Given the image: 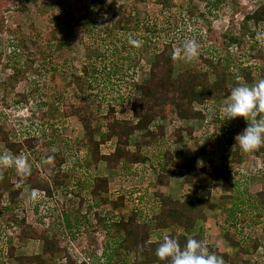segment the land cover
Listing matches in <instances>:
<instances>
[{
    "label": "rangeland",
    "instance_id": "rangeland-1",
    "mask_svg": "<svg viewBox=\"0 0 264 264\" xmlns=\"http://www.w3.org/2000/svg\"><path fill=\"white\" fill-rule=\"evenodd\" d=\"M62 1L0 0V59L2 64H12L19 59L22 63L27 62L30 67V73L14 92L18 94L29 92L28 104L18 103L14 97H10L7 106L2 102L0 108L3 113L0 117L3 122L2 127L13 134V139L15 137L13 124L16 121L18 126L21 124V129H24V123L30 125L29 123L34 121L31 126L38 125L36 127L39 132L38 137L45 142V146L40 148L36 154L24 151L19 156L28 161L31 169L36 168L44 177L50 178L53 165H55L53 155L60 154L66 157L63 168L70 175L66 188H56L52 197H45V199L38 192L30 190L28 186L21 188L19 184H16L18 176L14 167H0V186L6 192L5 199L0 205V264H17L15 260L7 259L10 238L15 235L16 231L19 232L17 224L10 221L13 215L16 219L25 217L27 224L48 228L47 235L49 237L57 231L61 237V247L67 248L78 261L87 262V264H92L91 260L95 264H108V262L111 264H135L137 261L134 250L122 248L117 235L114 237L108 235L106 228L96 222L94 213H98L105 219V224L120 217L128 219L133 213L138 212L140 215L138 221L151 234H154L160 225V227H165L163 231L160 230L162 236L189 235L188 237L192 238L199 237L198 230L187 232V229H192V224L196 222L197 217L206 211L208 222L217 226L221 222L227 227L231 225L232 229L228 227L230 232L228 234L241 239L243 245L251 251L255 237L260 235V231L242 230L238 232L234 225L240 224L243 228L244 224L249 221L254 224L264 222V219H261L264 217V206L260 199L256 198L259 192L264 190V178L259 180L256 177L251 189L248 187L249 183L244 185L245 181H242L239 185V191L242 194L237 196L236 206L230 202V199L235 197L237 192H233L226 199L220 196L221 186L219 188L213 186L210 196L200 198L191 189L185 187L182 175L176 172L171 185L175 191L176 189L178 191L176 194H170V192L166 194H170L173 200H179L185 206L161 220L155 219L160 212L156 195L159 191H163V188L156 185V178L163 171V165L166 162L169 163L163 158V153L168 148L171 149L169 151H175L177 146L174 144L181 145L185 141L187 154L198 153L205 156L207 159L203 163L206 165L208 157L215 154L216 145H223V149L227 150L222 152L225 156L221 160L226 162L230 159V155L226 156L230 150V144L235 143V137L244 130L247 121L244 118L231 121H226L223 117L216 118L218 110L223 106L224 100L221 99L225 96L218 101L214 100L211 106L207 104L208 107L204 108L207 118L200 121L202 124L198 133L194 134L186 130L187 133H182L183 138L174 142L176 128L181 126L183 129L184 125L191 126H188L189 123L180 125L181 121L176 122L171 114V109L167 107L164 111L165 119L163 121L159 119L158 122L166 125L169 134H171L170 137L162 142L163 145L154 144L151 147H143L141 154L145 158L144 163L121 171L119 169L120 174L119 171L112 174L114 175V177L111 176L112 190L108 195L110 202L106 204L94 196L91 197L87 192L93 176L105 173L106 169L102 166L95 172L92 164H89V162L92 163L90 144L82 143L86 139L83 127L75 118L65 119L63 107L71 97L75 104L81 100L86 112L93 111L104 114L108 105L112 104L117 107L119 117L130 118V96L132 93L133 95L140 94L138 91H132L133 86L148 81L149 67L155 60V51L151 46L150 49L147 48L138 54L133 48H136V45L131 44L132 50L129 49L124 54L123 52L115 53L114 45L120 47V38L123 33L132 32L135 40H139L138 43H140L144 37L155 40L158 32H162L161 29H166L172 35L171 37L177 38L174 42L175 50L180 48L184 40L195 39L201 33V38L195 39L199 45L202 43L204 45L200 47L202 49L200 51L207 53L205 49L211 47L223 50L222 35L227 29L236 31L244 13L253 12L264 0H222L218 6H210V10L202 6L201 12L205 15V19L194 17L192 20L194 23L195 20L203 22L205 27L210 23L211 29L199 33L197 31L200 29L199 26H196L197 29L188 23L190 20L185 14L186 10L181 11L182 9L176 5L166 7L172 2L179 3L182 0H169L166 6L161 4L160 0L139 4L137 12L127 25L128 32L119 31L115 27L114 10L130 0H107L102 7L100 0H66L65 8L62 7ZM189 2L191 5H198L200 1L189 0ZM224 5H230L232 9L229 7V11L224 12ZM219 6H221L220 9L217 8ZM66 11H70L72 15L76 16L74 18L76 26L86 37L84 42L75 45L69 42L73 36V28L66 26L64 22ZM165 18L170 19L171 23L164 21ZM250 25L252 29L256 28L254 24ZM145 29L149 32H145ZM259 31L264 32V25L259 27ZM60 39L61 42L65 40L66 45H72V49L57 45V41ZM251 45L254 44H245L243 52L239 55L234 47L231 53L228 51L232 56L233 63L241 61V63L249 65L252 55L258 53L250 51ZM255 45L260 51H264V40H257ZM199 53L191 61L178 56L175 60L173 76H177L178 72L184 68L194 69L197 67ZM88 65H92V68L90 67L91 74L85 75L83 66ZM204 69L206 68L204 67ZM5 73L0 67V83L5 79ZM76 77L79 78L78 81L75 80ZM213 79L214 77H211V80ZM53 80H57V82ZM258 80L260 79L257 77L253 83L247 85L251 86ZM0 101H3L2 91L0 92ZM24 108H28L33 121L30 116L27 119L21 116ZM6 115L11 116L8 119ZM94 127V139L99 140L102 132L105 131V123L95 124ZM139 140L140 133L131 136L129 149L136 152ZM113 147L114 143H108L102 146V151L109 153ZM0 153L12 155L2 144H0ZM254 153H242L245 156L243 163L248 173L257 176L260 175L258 172L264 170V150L260 149L259 153ZM254 157L260 158L254 160ZM226 158L227 160H225ZM228 163L230 165L233 162L228 160ZM166 167L169 171L170 168ZM227 167L232 168L231 166ZM241 175L245 176V174ZM117 184L119 185L116 186ZM77 191L87 199L80 211H78L80 200L75 197ZM33 193H35V198H33ZM120 193L124 195L126 202L124 207L113 211L110 206L111 201H114ZM213 193L215 194L214 198L211 196ZM188 201H191L190 204L187 203ZM253 201H255L256 207H253ZM88 204L92 206V209L87 207ZM186 204L188 205L186 206ZM240 208L247 209V212L252 210L249 212L251 214L254 212L255 215L248 220ZM66 215H69L71 223L78 224L77 227L71 228L73 235L69 233V228L66 231L61 230V227H67ZM188 225L190 226L187 227ZM87 228L89 230H86ZM155 238L156 235H153V239ZM209 246L213 249L211 245ZM41 251L42 243L31 240L18 245L16 255L18 257L35 256L41 255ZM93 253L97 258L92 256ZM216 255L220 256L219 253ZM263 258L259 264H264Z\"/></svg>",
    "mask_w": 264,
    "mask_h": 264
},
{
    "label": "trees",
    "instance_id": "trees-1",
    "mask_svg": "<svg viewBox=\"0 0 264 264\" xmlns=\"http://www.w3.org/2000/svg\"><path fill=\"white\" fill-rule=\"evenodd\" d=\"M100 1L102 7L103 3L107 0ZM150 1L152 0H130L128 3L119 6L114 10V16L116 17L115 27H117L119 31L128 32L127 25L129 21L133 19L139 4ZM199 1L198 5H191L189 0H182L179 3L172 2V4L168 5L169 0H160L161 4L165 6L168 5L166 7L176 5L178 8L182 9L181 11L186 10L185 14L188 20L191 21L188 23H191V25L195 27L199 26L200 29L196 28L198 32H200L201 27H205V25L203 22L197 20H195L194 23L192 19L195 17L204 20L205 15L201 12V7L204 6L209 9L210 6H218L222 0ZM65 2L66 0L62 1L63 8H65ZM220 7L221 6L217 8L220 9ZM229 7L230 5H224V12H228ZM75 17L76 16L72 15L70 11H66L64 22L66 26L73 28V36L69 39L72 45L84 42L86 39L84 36L85 34H82V31L76 26ZM164 21L171 23V20L168 18H165ZM251 23L254 24L256 27L255 29H252ZM261 25H264V2L253 12L244 13L243 20L238 24L236 31L227 29L222 35L224 43L223 50L211 47L205 49L207 53H203L200 51L202 50L200 47L204 45H202L203 43L200 44L197 67L194 69L184 68L178 72L177 76H173L175 61L172 59V52L175 50L174 42L177 38L171 37L172 35L168 33L166 29H161L162 32H158L155 40L144 37L143 41L138 43L136 48H133L138 54H141V52L153 46L155 60L149 67L148 81L146 83L134 84L133 86L132 91H138L140 94L133 95L132 93L130 96V118L119 117L117 107L112 104L108 105L104 114H98L93 111L86 112L81 100L77 101V106H74L75 103H72L71 97L69 101L64 104V116L77 117L84 128L86 139L82 141V143L90 144L92 162L97 165L101 161H104L112 170L120 165L123 166L122 169L138 166L145 161L144 156L141 154V149L143 147H151L154 144L163 145L164 143L162 142L167 138L165 126L158 122L159 119L160 121L165 119L164 111L167 107L171 109V114L176 122L184 120H204L206 119L205 112L203 111L204 105L208 104L211 106L215 98L223 95L228 96L230 90L237 84H251L257 77L259 79L264 78V51H260L255 45L257 43L255 37L256 34L260 32L259 27ZM205 28L210 31L211 24L208 23V26ZM145 32H149V30L145 29ZM130 38L135 40L132 32L128 34L123 33L120 38V47L114 45V52H123L124 54V52L126 53L129 49L132 50L131 44L129 43ZM57 42V45L60 44V46H64L66 49H72V45H66L67 42L65 40L61 42L60 39ZM250 43L254 44L250 46V51L258 52L252 55L250 64L245 65V63H241V61H239V63H233L230 54L231 48H236L239 55V53L241 54L243 52L244 45ZM91 66H83L85 75L91 74ZM0 67L7 75L6 80L0 83V92L2 91L3 93V101H0V108L2 102L5 103L6 106L8 105L10 97L16 98L18 103L27 105V98L30 93L24 92L18 94L14 92L18 85L25 80L26 76L30 73L28 63H22L18 59L12 64H2V60L0 59ZM204 67L206 69H204ZM211 77H214V79L211 80ZM75 80L78 81L79 78L76 77ZM53 81L57 82V80ZM1 115H3V113L0 110V117ZM101 122L105 123V131L102 132L99 140H95L93 136L95 127L93 124H101ZM2 123L3 122L0 120V144L14 156H19L24 151L36 154L40 148L45 146L43 140L35 137H28L23 141H12L10 132L4 130ZM183 130L184 129L179 127L175 130V133L173 132L176 138L173 142L182 138ZM137 132L141 133L142 140L141 143L137 144V151L135 152L129 149V141L130 137ZM112 140L116 141L113 152L104 153L102 151V146L110 143ZM53 158L56 163L53 168L54 172L51 182L45 180L38 169L33 168L30 174L23 178L22 182L20 178L17 177L16 184H19L21 188L23 186H28L32 191H42L48 198L52 197L54 190L56 188L60 189L65 187L69 180V174L63 168L66 157L55 154ZM163 158L169 161V163L165 165L169 166L168 168L170 169L168 174H166L165 171L167 172V167L163 165L162 169L164 172L162 171L158 177V184L161 186H168L170 178L178 172L182 175L184 183L191 186V191L194 194L206 191L211 182L220 183L225 192L231 194L233 192H238L239 195L242 194L239 191V184L235 180L236 172L233 168L227 167L219 170L213 167L211 172H208L204 167L198 165L196 158H192L188 162L183 163L175 161L169 150L163 153ZM262 172H264V170H262ZM89 192L92 196L99 197L100 200L106 202L107 200L102 199V196L104 193L109 192L107 178H95ZM5 193L4 189L0 186V205L5 199ZM80 198L78 211H80L87 202L85 198ZM256 198H259L264 204V190H262ZM157 199L160 212L157 217H155L156 220H161L163 217L170 215L173 211L176 213L179 208L185 206L179 200H173L171 197L164 196L163 194L157 193ZM124 201L125 198L123 196L119 197L113 204L114 208L123 207ZM252 205L253 207L257 206L255 201L252 202ZM87 207L92 209V206L89 204ZM94 215L96 222L106 228L108 235L113 237L117 235L119 245L121 244L122 248L134 250L137 255L135 264H163V262H160L155 256V249L162 238L160 230L163 231L165 228L164 226H161V228L159 225L156 232L151 234L146 231V229H144L145 227L138 221L140 216L138 212L133 213L128 219L120 217L117 220H112L105 224V219L98 213H94ZM13 216L10 218V221L17 224L19 232L16 231L15 235L10 238L7 259L15 260L17 264H87V262L78 261L67 248L61 247V237L57 231L53 232L49 237L47 235L49 231L48 228L27 224L25 217L16 219L15 216ZM65 219L68 223L67 227L63 226L61 230L66 231V229L69 228V233L73 235L74 233L71 228L77 227L78 224L71 223L69 221V215H66ZM86 230H89V228ZM153 235H156L155 239H153ZM226 237L233 245L237 246L239 244L234 241L228 233ZM175 238L178 240L181 247H183L186 240L189 239V237L185 235ZM192 238L201 240L199 237ZM31 240L42 243L41 255H23L18 257L16 255L18 245ZM149 240L152 242L148 243ZM207 247L210 251L212 250L215 252L209 245H207ZM255 248L257 249V246H255ZM92 256L96 257L95 253H93ZM90 262L95 264L92 260ZM108 264H111V262H108Z\"/></svg>",
    "mask_w": 264,
    "mask_h": 264
},
{
    "label": "crops",
    "instance_id": "crops-1",
    "mask_svg": "<svg viewBox=\"0 0 264 264\" xmlns=\"http://www.w3.org/2000/svg\"><path fill=\"white\" fill-rule=\"evenodd\" d=\"M225 95L223 96H219L215 99V101H218L221 97H224ZM227 96H225V98L221 99V100H225ZM73 103V102H72ZM74 104V103H73ZM74 106H77V103L74 104ZM63 116H64V109H63ZM65 119H72V118H75L77 119V117L75 116H64ZM207 118V116H206ZM166 121V120H165ZM200 121L202 120H184V121H181V124L180 125H184V123H189L190 125L188 126H191V127H186L184 125L185 128H183L184 130L182 131V133H187V132H191V133H198V131L200 130V125L202 124ZM77 122H79V120L77 119ZM80 123V122H79ZM81 124V123H80ZM246 125H244V128L245 129L247 127V123H245ZM82 125V124H81ZM95 125V124H93ZM165 126V131H166V136L167 137H170L169 135V130L166 128V125L164 124ZM242 126V125H241ZM83 127V126H82ZM181 127V126H179ZM178 127V128H179ZM182 128V127H181ZM190 128V129H189ZM177 129V128H176ZM84 130V128H83ZM186 130H188L186 132ZM241 130V129H240ZM174 131V130H173ZM172 131V133H173ZM138 134L140 132H137ZM241 133V132H240ZM239 133V134H240ZM85 134V132H84ZM136 134V133H135ZM134 136V135H133ZM189 137V136H188ZM183 138V136H182ZM96 140V139H95ZM141 133H140V140L138 141V143H141ZM115 140H112L110 143H114V146H115ZM130 142V141H129ZM177 144V145H176ZM174 144L175 146H177L176 150L175 151H170L171 155H172V158L177 161V162H188L190 159L192 158H196L197 160V163L199 165V163H201V165H199L200 167H204L208 172H211L212 168L213 167H216L218 168L219 170H222L224 169L225 167L227 166H231L233 168V170L236 172V176H235V180L238 182V184L240 185V183H242V181H245V184L246 183H249L248 187L251 189V186L253 185L255 178L257 177L259 180L261 178H264V172L260 171L258 173H260V175H257V176H252L250 173H248L245 168V165L243 163V160L245 158V156L242 154V152L240 151L239 147L237 146L236 148L233 149V146H234V142L231 143L233 145L230 144V150L229 152L227 153L226 156L230 155V159L229 162H233L232 164L229 165L228 163V160L227 158L225 160H227L226 162L222 161L221 159L223 158V155L222 152H226L227 149H223V145H216V149H215V154L213 156H210L208 157V161H207V164L205 165V163H203L205 161V159H207L205 156L203 155H200V154H193V155H189L187 154V150H186V146H185V141L182 142V144H178L176 143ZM107 145V144H106ZM130 148V147H129ZM260 149H263L264 150V146H261L259 149H257L255 151V153H259ZM114 150V147L113 149L111 150V152H113ZM167 150H171L170 148H168ZM178 152V153H177ZM110 153V152H109ZM238 153V154H237ZM254 153V154H255ZM13 155V154H12ZM55 155V154H54ZM57 155H60V154H57ZM14 156V155H13ZM253 158V156H252ZM258 158L260 157H254V160H258ZM54 159V158H53ZM237 159V160H236ZM92 161V159H91ZM55 162V161H54ZM56 163V162H55ZM89 164H92V167L94 168L95 172L98 171V169L100 167L103 166V168H105L106 170L104 171L105 173L103 174H96L93 176V179L91 180L92 182H90L89 184V190L87 191L88 194L92 197V195L90 194V189H91V186L93 185V181L95 178H107V181H108V186H109V192L108 193H104L103 196H102V199H105L107 200L106 202H103V204H106L109 201L108 199V195H110V192L112 190V186H111V182H112V179H111V176L114 177V174L116 171H120L121 170H125L127 168H124L122 169V165L118 166L116 169L112 170L108 167L107 163L104 162V161H101L99 164H94L93 162ZM167 164V162H166ZM166 166V165H165ZM55 167V165H53V168ZM169 167V166H168ZM163 168V167H162ZM120 171H119V174H120ZM53 169H52V174L50 176V178H48L47 176H43L41 174V176L51 182V179H52V176H53ZM164 172V171H163ZM169 171H165L166 174H168ZM41 173V172H40ZM162 172L159 173V175L161 174ZM241 174H245L244 175H241ZM247 174V175H246ZM87 176V174H85ZM159 175L157 176L156 178V185L158 187H161L163 188V191H159V194H163L164 196H168V197H171L170 194L174 193L176 194V191H178V189H173V185H171V182L173 181V178L175 177V175L173 177L170 178V181H169V185L168 186H161L158 184V177ZM69 178H70V175H69ZM84 179V177H83ZM183 180V178H182ZM184 182V181H183ZM68 183V182H67ZM118 183H119V180H118ZM185 184V183H184ZM119 184H117L116 186H118ZM213 186H217V188H219L221 186V189H222V185L220 183H217V182H211V184H209V186L207 187V192L206 191H201L199 192L198 194H195L196 196L200 197V198H207V195L210 196V190L213 188ZM24 187V186H23ZM26 187V186H25ZM186 188H189L191 189L190 185H185ZM247 187V188H248ZM62 188H66L65 187H62ZM168 189V190H167ZM180 189V188H179ZM220 189V190H221ZM264 189V187H263ZM166 191V192H165ZM76 192V191H75ZM78 192V191H77ZM170 192V194H166ZM261 192V191H260ZM259 192V193H260ZM237 195L233 198L230 199V202L233 203L234 205L237 206V196H239V193L237 192L236 193ZM206 195V197H204ZM232 194L231 193H228V192H225L223 191L222 189V192L220 193V196L221 197H224L226 199H228V196H231ZM124 195L122 193L118 194V196L114 199V201H111V208L113 211H116L118 209H121L122 207H119V208H114L113 204L115 202V200L117 201L119 197H121ZM211 196L214 198L215 197V194H211ZM75 197H77V199L81 200L80 197H83L78 193L75 194ZM95 197V196H94ZM157 197V195H156ZM85 198V197H83ZM97 199L100 200L99 197H95ZM125 198V197H124ZM86 199V198H85ZM87 200V199H86ZM213 200V199H212ZM102 201V200H101ZM126 202V198H125V201L124 203ZM191 201H188L187 203L190 204ZM186 204V206L188 205ZM232 204V206H233ZM264 206V204H262ZM124 207V206H123ZM214 208V207H213ZM253 209V208H252ZM240 210L244 211V216L248 217V220H250L251 218H253V216L255 215L254 212L253 214H251V212L249 211H252V210H249L247 212V209H242L240 208ZM264 210V209H263ZM206 211H203L202 214H200V216L197 217V220L195 223H193L192 225V229L191 228H188L187 229V232H196L195 229H197L198 231V236L201 240H204L206 242L207 245H211L213 247V249L215 250V254L216 253H219L220 254V257H222L223 259V264H259V261L261 260V258L264 257V233H263V228H264V222H261L259 224H254L253 222L250 223H247V224H244L243 228L240 224H236L234 225L235 228H237L236 230L238 232H241L242 230H247V231H254V230H258V232L260 231V235L256 236L255 237V241L253 242V247H252V250L250 251L247 247H245L241 241V239L237 238L236 236L234 237L233 235L230 234V237L238 242L239 244L236 246V245H233L232 242L230 240H228V238L226 237V234L227 233H230L229 232V229L231 228V225H224L222 222L217 225H212L210 222H208V215L205 214ZM221 217V216H220ZM261 219H264L261 218ZM221 220V219H220ZM219 220V221H220ZM217 224V223H216ZM190 225H188L187 227H189ZM237 226V227H236ZM228 229V230H227ZM232 229V228H231ZM235 231V230H234ZM197 235V234H195ZM187 237L189 235H186ZM190 238V237H189ZM236 238V239H235ZM208 241V242H207ZM255 246H257V249L255 248ZM261 252V253H260ZM261 254V255H260ZM264 259V258H263ZM262 261V260H261Z\"/></svg>",
    "mask_w": 264,
    "mask_h": 264
},
{
    "label": "clouds",
    "instance_id": "clouds-1",
    "mask_svg": "<svg viewBox=\"0 0 264 264\" xmlns=\"http://www.w3.org/2000/svg\"><path fill=\"white\" fill-rule=\"evenodd\" d=\"M255 38L258 41L264 40V32H258ZM129 43L137 45L138 41L130 38ZM199 47L195 39H186L179 49L172 52V59L175 61L179 56L191 61L198 55ZM221 117L226 121L237 118L247 121V127L235 137L233 149L238 146L242 153L248 154L264 146V78L251 86H234L218 110L216 118ZM0 167H14L21 182L31 171V166L24 157L7 153H0ZM155 256L163 264H223L222 257L210 252L204 240L194 238L187 239L181 247L175 237L164 235L155 249Z\"/></svg>",
    "mask_w": 264,
    "mask_h": 264
},
{
    "label": "built area",
    "instance_id": "built-area-1",
    "mask_svg": "<svg viewBox=\"0 0 264 264\" xmlns=\"http://www.w3.org/2000/svg\"><path fill=\"white\" fill-rule=\"evenodd\" d=\"M242 20H243V18H242ZM205 30H207L204 26H202V28H201V31L200 32H204ZM198 31V30H197ZM208 31V30H207ZM199 33V32H198ZM200 34V36L199 37H196L195 39H200L201 38V33H199ZM236 49V48H235ZM231 51H232V48H231ZM4 76H5V79L3 80V81H1V82H4L5 80H6V77H7V75H6V73L4 74ZM205 107H208V105L206 104V105H204L203 106V109L205 108ZM23 111H22V117L23 118H25V119H27V118H30L31 116H30V114L31 113H29V110H28V108H24V109H22ZM204 112H205V109L203 110ZM4 112L7 114V111L4 109ZM12 113H14L15 111H11ZM206 113V112H205ZM11 116V115H10ZM9 115H6V118L8 117V119H9V117H10ZM30 116V117H29ZM32 118L33 117H31V120H32ZM33 121V120H32ZM25 122V121H24ZM34 122V121H33ZM33 122H31V123H29L30 125H27L28 123H24V129L22 128H20V126H21V124L18 126L17 125V121H16V123H14L13 124V126H14V128H15V130H14V132H15V137L12 139V136H13V134H11V132H10V138H11V140L12 141H23L24 139H26V138H28V137H35V138H39L38 136H39V132L37 131V129H36V127L38 126V125H36L35 127H33V126H31V124L33 123ZM36 122V121H35ZM11 123V122H10ZM13 133V132H12ZM34 192H38L39 193V195H42L44 198L46 197V195H45V193L44 192H42V191H39V190H33ZM46 199V198H45ZM85 261V260H84Z\"/></svg>",
    "mask_w": 264,
    "mask_h": 264
}]
</instances>
